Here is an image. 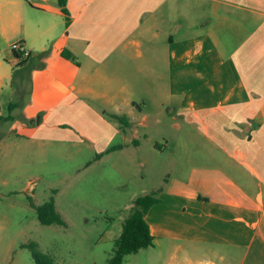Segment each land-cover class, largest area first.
<instances>
[{
    "label": "crops",
    "instance_id": "1",
    "mask_svg": "<svg viewBox=\"0 0 264 264\" xmlns=\"http://www.w3.org/2000/svg\"><path fill=\"white\" fill-rule=\"evenodd\" d=\"M180 1L67 0L64 12L59 0H0V114L5 87L16 93L25 84L32 101L22 105L41 115L23 122L20 134L54 129L51 137L58 130L60 138V125H67L73 131L66 139L102 145L128 134L138 142L137 126L147 125V115L130 104L127 80L130 74L167 79L161 96L167 103L181 97L179 115L202 135L207 151L186 155L195 162L186 180L164 179L145 215L153 244L167 236L244 244L238 264H264V0H184L201 5L202 17L178 22L171 14ZM224 33L234 41L227 44ZM16 41L31 52L22 64ZM173 222L183 229L173 232ZM181 248L172 249L173 262ZM224 260L219 253L206 261Z\"/></svg>",
    "mask_w": 264,
    "mask_h": 264
},
{
    "label": "rangeland",
    "instance_id": "2",
    "mask_svg": "<svg viewBox=\"0 0 264 264\" xmlns=\"http://www.w3.org/2000/svg\"><path fill=\"white\" fill-rule=\"evenodd\" d=\"M201 8L196 1L186 5L181 0L171 18L183 22L187 16H194L199 20ZM167 35L161 32L159 40L167 42ZM224 38L227 44L234 41L232 33H224ZM161 70L165 73L164 66ZM22 77L24 83L29 79L26 72ZM142 77L130 74L126 93L130 104L144 107L140 117L147 115V125L137 126L138 142L128 140L131 135L125 138L116 134L102 145L64 138L65 133L73 131L67 125H60V138L58 130L51 137L54 129L20 134V125L27 123L32 114L38 122L41 113L22 105L32 101L29 85L17 88L15 79L16 93L5 87L1 111L7 118L0 123V264H36L27 245L30 242H36L39 251L60 264H107L134 200L161 188L165 178L186 180L195 164L186 155L198 157L207 151L202 146V135L179 115L180 96L171 103L161 96L167 79ZM105 114L110 118L113 113ZM113 145L121 146L106 152ZM52 196L66 225L41 223L30 203V197L39 205ZM181 226L173 222L168 228L177 233L183 229ZM177 245L182 247L177 251L180 260L173 262L171 252ZM244 250V244L234 248L221 242L207 244L167 236L126 254L122 264H189L184 255L196 261L192 264H213L206 260H217L219 253L226 255L223 264H238Z\"/></svg>",
    "mask_w": 264,
    "mask_h": 264
},
{
    "label": "trees",
    "instance_id": "3",
    "mask_svg": "<svg viewBox=\"0 0 264 264\" xmlns=\"http://www.w3.org/2000/svg\"><path fill=\"white\" fill-rule=\"evenodd\" d=\"M59 3L62 6L63 11L67 12V0H59ZM14 54L17 57L19 56L17 51H14ZM63 54L70 57L69 53L67 52H63ZM25 60L26 58L21 59L19 64H22ZM6 118L7 117H4L0 114V123ZM110 118L118 121L120 124L126 125L128 123L127 118L123 115L113 113L110 115ZM120 146L121 145H113L109 147L106 152H109ZM101 154L102 153H99L98 156ZM160 190L161 188L138 196L134 200V206L122 224L121 233L114 240L115 248L107 264H122L126 254L136 252L140 248L153 245L154 237L151 234L145 215L148 209L159 200L157 193ZM30 203L32 206H35L37 217L41 223L66 225V221L56 209L55 199L53 196L39 205H36L30 197ZM27 245L31 248L32 256L36 264H60L52 256L39 251L36 242H30Z\"/></svg>",
    "mask_w": 264,
    "mask_h": 264
},
{
    "label": "built area",
    "instance_id": "4",
    "mask_svg": "<svg viewBox=\"0 0 264 264\" xmlns=\"http://www.w3.org/2000/svg\"><path fill=\"white\" fill-rule=\"evenodd\" d=\"M12 48H13V51H17V53L19 54L18 57L16 56L19 61L30 55V51L27 48H25V46L23 45L21 41L14 42V44L12 45Z\"/></svg>",
    "mask_w": 264,
    "mask_h": 264
}]
</instances>
